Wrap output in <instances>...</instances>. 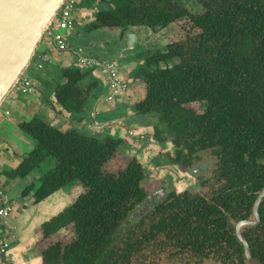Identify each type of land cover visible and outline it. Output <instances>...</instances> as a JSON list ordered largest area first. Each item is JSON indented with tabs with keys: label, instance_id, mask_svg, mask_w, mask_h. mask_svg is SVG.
<instances>
[{
	"label": "flooded vegetation",
	"instance_id": "obj_1",
	"mask_svg": "<svg viewBox=\"0 0 264 264\" xmlns=\"http://www.w3.org/2000/svg\"><path fill=\"white\" fill-rule=\"evenodd\" d=\"M206 1L210 0H171L166 7L168 13L174 16L167 17L164 22L158 21L153 28H118L124 34L123 40L129 36L128 33L132 35L129 32L131 29L143 33L137 37V44L128 42L126 47L130 52L136 51L129 54L130 57L136 54L130 58L134 61V78L127 79L123 94L111 101L108 98L109 78L102 73V68L107 64L92 62V75L106 88L101 97L109 106L125 100L132 85H143V96L132 102L131 119L127 120L123 115L114 113L110 121L112 134L109 132L103 136V130H100L102 124L97 120L91 124L93 130H100V133L94 132L91 135L101 142L109 139L120 141L112 157L102 165L104 177L115 176L118 179L131 172L130 169L135 165L139 167L136 181L138 192L133 187L131 193H126L127 197H122L123 191L117 187L121 196L118 191L119 196L109 206L112 209L111 223L105 226L100 218L93 215L99 216V211L101 215L108 214L107 202L115 195V190L112 195L107 190L97 194L80 178H74L46 194V178L58 166L56 158L48 156L34 169L46 164L48 160L53 164L47 167L36 183L28 186L30 189L24 195L26 197L33 193L39 207L45 204H56L59 207L58 213L46 220L40 228L38 254L41 264H97L78 258V255L90 254L86 249L96 250L104 262L111 264H264V181L262 177L257 178L251 169V166L254 168L257 165L255 171L261 172L259 164L264 166V155H249V152H245L247 147L242 144L243 158L239 160L233 157L235 148L231 147V143L239 132L237 126L240 124V116H229L221 122L219 116L213 115L211 119H205L196 128V132L180 135L178 147L174 143L177 137L171 135L168 124L161 122L159 113H143L138 109L148 93L145 74L156 67L166 69L179 64L180 57L190 51V39L192 43L205 33V29L194 22L190 15L175 14L185 9L194 16H201L208 10ZM111 3L112 0H76L71 30L76 26L81 9H85L92 12L87 26L91 31L90 26L97 21L99 12ZM142 41L144 46H137ZM51 45L55 47L53 43ZM172 52L176 53L175 58L162 60L158 64L148 63L151 58ZM237 72L242 77L241 81L245 79L247 82L246 78L251 71ZM207 104V100H195L184 104L183 108L202 117L208 110ZM135 119L146 124V127H130V122ZM1 138L2 128L0 142ZM254 147L248 149L253 150ZM252 157L257 159L252 161ZM22 167L23 164L15 171L21 177ZM90 191L88 202L92 214L83 208H76L77 203L88 196ZM213 204L223 213H215L217 222L213 216H206L210 215L205 210L206 206ZM234 209L238 210L237 216L234 215ZM255 209L258 217L254 214ZM83 216L85 221L79 227L78 217ZM1 224H7V220L0 217ZM90 225L100 226L104 230L100 234L90 235ZM104 232H107L105 236ZM105 245L109 247L101 250ZM248 255L252 260H249Z\"/></svg>",
	"mask_w": 264,
	"mask_h": 264
},
{
	"label": "trees",
	"instance_id": "obj_2",
	"mask_svg": "<svg viewBox=\"0 0 264 264\" xmlns=\"http://www.w3.org/2000/svg\"><path fill=\"white\" fill-rule=\"evenodd\" d=\"M168 2L171 0H112L108 8L99 12L97 21L90 26V30L139 26L153 28L158 21L164 22L167 17L174 16L168 13ZM205 6L208 10L201 16H194L185 9H180L175 14L190 15L194 22L205 29V33L192 43L190 39V51L186 56L180 57L179 64L166 69L156 67L145 74L148 93L138 109L143 113H159L161 122L168 124L171 135L177 137L174 143L178 147L180 135L196 132V128L205 119L216 115L222 122L237 114L240 116V124L237 126L239 132L231 143V147L235 148L233 157L239 160L243 158L242 144L247 147L245 152H249V155H264V0H210L205 2ZM217 52L219 54H215ZM176 56L175 52L167 53L151 58L148 63L158 64ZM91 68L64 69L66 82L54 90L56 102L77 115L80 122L87 118L93 102L99 100L103 91L99 81L93 77ZM248 69L251 74L247 76V82L245 79L241 81L242 77L237 71ZM195 100H207L208 110L205 116H195L194 112L183 108L184 104ZM21 129L37 144L20 170L23 176L48 156L58 161L57 169L46 178V194L74 178H80L97 194L107 190L112 195L115 190V195L107 202L108 214L101 215L99 211V216L93 215L100 218L105 226L111 223L112 209L109 206L116 201L118 188L123 191L122 197H127L126 193H131L130 189L133 187L138 192L136 181L139 167L133 165L131 172L118 179L115 176L104 177L101 172L102 165L112 157L120 141L109 139L101 142L97 137L80 133L76 129L63 132L39 118L22 123ZM252 146H255L253 150L248 149ZM251 159L253 161L257 158ZM257 167L254 165L251 169L257 178L262 177L264 181V166L259 164L261 172L255 171ZM113 185L116 187L113 188ZM29 189L30 187L23 194ZM90 196L91 191L77 203L76 208H83L92 214L88 202ZM205 210L210 214L206 216H213L215 222L216 212L223 215L214 204L206 206ZM233 212L237 216L238 210L234 209ZM83 221L84 216L78 217L79 227L83 226ZM90 227V235L100 234L104 230L97 225ZM106 234L104 232L103 235ZM104 247L109 246H102L101 250ZM86 251L90 254L78 255L81 261L111 264L104 262L96 250Z\"/></svg>",
	"mask_w": 264,
	"mask_h": 264
},
{
	"label": "crops",
	"instance_id": "obj_3",
	"mask_svg": "<svg viewBox=\"0 0 264 264\" xmlns=\"http://www.w3.org/2000/svg\"><path fill=\"white\" fill-rule=\"evenodd\" d=\"M91 14V10L81 9L75 28L66 33L69 45L66 51L59 52L51 45L48 38L44 39L45 41L37 51L28 70V73L31 70L30 75L26 74L25 76L35 85L36 89L34 93L17 100L14 98L10 100L9 98L14 95L11 94L8 97L10 102L6 104L7 99L3 105L2 112L10 111L12 115L2 125V140L0 142V194H4L9 198L13 210L7 219V224L0 225V247L4 243L8 244V248H6L7 252L0 254V264H41V258L38 254L40 228L46 220L53 217L59 210L56 204H45L39 207L34 201L33 193L26 197L23 194L24 190L29 185L36 183L42 173L46 172L47 167H50L53 162L51 160L46 161V164L42 165L43 167L34 169L26 176L21 177L16 174L15 171L22 164H25L30 152L37 145L21 129V124L39 118L61 131L76 129L88 134H95L103 130L101 133L104 136L109 132L113 133L110 121L114 113L116 115L118 113L123 115L127 120L131 119L132 102H135L144 94L143 85H132L128 97L122 102L111 106L102 100V95L99 100L93 102L87 118H84L81 122L78 121L77 115L67 111L56 102L54 90L58 85L66 82L63 76L64 69L83 67L85 70L91 67L90 62L85 65L77 63L78 55L76 52L79 49H82V56L88 60L100 61L104 64L110 61L116 62L118 72L124 80L123 82H126L127 79L133 80L134 78V66L132 64L134 61L130 58L135 57L136 54L131 57L130 55L124 57L120 53L119 48L111 47L108 41H104L105 39H114L119 36L123 37L124 34H119L121 30L118 28H100L89 31L87 26L91 21ZM129 32L135 33L136 36H132L127 32L130 37H136V39L143 33L140 30L133 29ZM100 35H102L104 46L103 48L101 46V54L99 55L102 57L99 59L98 55L94 54L93 49L89 48L87 44L90 38ZM44 57L47 58V61L42 62V58ZM40 63L43 64L42 69L38 68ZM16 89H21L20 85ZM105 90L106 88L103 87L102 93L105 94ZM132 97H135V99L132 100ZM94 110L96 111V115ZM93 120H97L102 124V128L99 127L101 128L100 130L95 131L91 128ZM130 127H146V124H142L135 119L130 122ZM51 202H53V198Z\"/></svg>",
	"mask_w": 264,
	"mask_h": 264
},
{
	"label": "water",
	"instance_id": "obj_4",
	"mask_svg": "<svg viewBox=\"0 0 264 264\" xmlns=\"http://www.w3.org/2000/svg\"><path fill=\"white\" fill-rule=\"evenodd\" d=\"M66 1L0 0V112L8 97L21 85L46 32ZM254 214L258 217L256 209Z\"/></svg>",
	"mask_w": 264,
	"mask_h": 264
},
{
	"label": "built area",
	"instance_id": "obj_5",
	"mask_svg": "<svg viewBox=\"0 0 264 264\" xmlns=\"http://www.w3.org/2000/svg\"><path fill=\"white\" fill-rule=\"evenodd\" d=\"M76 0H67L63 5V9L55 21L51 25V29L46 32V38L50 40V43L54 44L59 52L66 51L68 49V42L66 38V32L73 28V12ZM82 49H79L77 55V63L80 65L87 64V60L81 55ZM47 61V58H42V62ZM39 69L43 68V64L38 65ZM103 75L109 78L110 86L108 88V98L111 101L113 98L123 94L126 89V84L118 72V68L114 62L107 64L102 68ZM20 88L24 94H32L35 90V85L32 81L24 77L21 81ZM11 115L10 111H3L0 115V131L4 121H6ZM12 206L9 198L4 194H0V217L7 219L12 213ZM8 244H3L0 247V254L5 253V249Z\"/></svg>",
	"mask_w": 264,
	"mask_h": 264
},
{
	"label": "rangeland",
	"instance_id": "obj_6",
	"mask_svg": "<svg viewBox=\"0 0 264 264\" xmlns=\"http://www.w3.org/2000/svg\"><path fill=\"white\" fill-rule=\"evenodd\" d=\"M103 30V29H102ZM102 30H100V31H102ZM119 34H122V31H119ZM132 35H134L133 33H132ZM139 39V38H138ZM104 40V39H103ZM45 41V40H44ZM78 41V40H77ZM87 41H88V39H87ZM105 42L106 41H108L109 43H110V46L111 47H115V48H119V51H120V53L122 54V55H129V54H132V53H136V51H134V52H130L129 50H127L126 49V47L128 46V42H130L132 45H134V44H137V39H136V37H130V36H126L125 38H124V40L122 39V37L121 36H119V37H116V38H114V39H109V40H107V39H105L104 40ZM104 41H102V35H100V36H93L92 38H90V40H89V42H88V44H87V46L89 47V48H92L93 49V53L94 54H96V55H98V57H99V59L102 57L101 55H99V54H101V46H102V48H103V46H104ZM137 46H144V41H142V42H140L139 43V45H137ZM89 52H91V51H89ZM82 54H83V52H82ZM105 61V60H104ZM111 62V61H110ZM109 62V63H110ZM109 63H107V64H109ZM30 73H31V70L29 71V73L27 72L26 74L27 75H30ZM14 94V95H13ZM12 97H10L9 99L11 100L12 98H14L15 100H17V99H20L21 97H25V96H27L28 94H23L22 93V91H21V89H16L13 93H12ZM7 100L6 101V104L7 103H9L10 102V100ZM5 104V103H4ZM3 108V107H2ZM2 112V111H1ZM7 220V219H6Z\"/></svg>",
	"mask_w": 264,
	"mask_h": 264
}]
</instances>
